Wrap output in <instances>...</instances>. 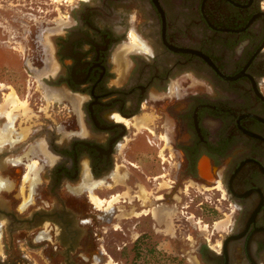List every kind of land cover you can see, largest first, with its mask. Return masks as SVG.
I'll use <instances>...</instances> for the list:
<instances>
[{
	"label": "flooded vegetation",
	"instance_id": "obj_1",
	"mask_svg": "<svg viewBox=\"0 0 264 264\" xmlns=\"http://www.w3.org/2000/svg\"><path fill=\"white\" fill-rule=\"evenodd\" d=\"M0 47L57 95L48 120L0 114V128L16 115L0 143V264H91L104 213L123 202L162 230L163 207L189 208L197 185L222 213L197 264H264V0H0ZM90 191L120 200L98 207Z\"/></svg>",
	"mask_w": 264,
	"mask_h": 264
},
{
	"label": "rangeland",
	"instance_id": "obj_2",
	"mask_svg": "<svg viewBox=\"0 0 264 264\" xmlns=\"http://www.w3.org/2000/svg\"><path fill=\"white\" fill-rule=\"evenodd\" d=\"M53 4L58 5V2L54 1ZM5 49L10 51H5L8 55V58L4 57L6 60L0 56V83L11 86L17 91L20 101H26V106L33 108L36 114L34 117L35 122L38 123V121L44 119L48 120L49 112L52 111V107H55L48 97L55 98V96L53 94L49 95L50 92H47L46 95L37 80H34V85H32V79L26 74L22 64L15 60L17 54L11 49ZM5 53H3V48L0 47V55H6ZM9 57H11V59H9ZM0 87L2 86L0 85ZM2 90L7 91L10 90V88L8 87L7 89ZM139 145V141H137V149L140 148ZM122 168L126 169L124 167ZM27 170L28 167L25 169V175L29 173V176H34V174ZM136 173L139 175L138 171ZM25 175L23 177L24 182L22 181L20 183L21 193L23 192L26 183H29L30 179L25 178ZM116 176H118V174H116ZM29 188L31 189L32 187L29 185ZM32 190L33 189L29 191L30 194ZM113 191L114 190L103 189L97 193L100 196L106 197ZM211 191L212 190H206L200 185H197L194 191V204L191 203L189 208L175 207L174 205H170L171 203H168L169 206L163 207V213L159 214L154 221V226L162 230H153L151 222L145 220L144 217H124L125 215L130 214L126 210L128 205L123 202L120 203V198L117 195L118 200H116V203L119 202L117 207L122 210L119 211V214L116 217H112L111 213L113 212L104 213L106 219L102 221L100 225H102L101 230L105 231L101 232L100 235L102 238L99 240V243H101L105 252L97 257L95 256L91 261V264H107L108 261L109 264H175L177 259H180L185 264H197L195 261V248L198 242L201 241L203 236H208L213 225L217 228L219 223L218 219L222 216L220 210L214 207ZM90 193V199L94 201L98 207L104 206L106 208L110 206L108 201L100 200V196L95 192L90 191ZM30 194L28 199L31 197ZM92 195L96 196L99 201L96 202L94 200L95 197H92ZM23 199L25 200V198ZM112 206L113 205H111V207ZM170 208L172 209L170 210ZM177 210H189V212L183 214ZM183 215H190L188 222L182 220ZM176 218L180 220L176 221ZM145 229H148L149 234L146 237L144 236L141 240V247L143 246L146 248L147 243L151 246V250L143 248L144 250L142 249L141 258L135 259V252L132 247L133 242ZM213 230L215 231V229ZM1 248L0 241V251ZM34 256H36L34 258L39 264L49 263L45 257H41L40 255ZM163 257H168V259L164 261Z\"/></svg>",
	"mask_w": 264,
	"mask_h": 264
},
{
	"label": "bare ground",
	"instance_id": "obj_3",
	"mask_svg": "<svg viewBox=\"0 0 264 264\" xmlns=\"http://www.w3.org/2000/svg\"><path fill=\"white\" fill-rule=\"evenodd\" d=\"M135 37V36H134ZM2 87L4 86L3 84L1 85ZM12 90V89H11ZM10 90V92L7 94L8 96H7V98H6V100L4 101V104L2 105V107L0 108V114H2V113H5L6 114V110L5 111H3L2 109H5V105L6 104H11L13 107L12 108H15V109H20V108H22L23 109V112H24V116L25 115H27V114H25L26 113V111L28 110V107L26 106V101H20V99H19V96L17 95V93L15 92V91H11ZM52 93H49V95H51ZM55 97H57V95L55 94L54 95ZM3 111V112H2ZM28 112V111H27ZM8 113V112H7ZM8 115V117L10 118V120L8 119V122L7 123H4L3 124V126L0 128V143H2V142H5V141H9V142H13V139H11L10 138V133L12 132V131H14L13 130V121H14V118H15V116L16 115H14L13 113H9V114H7ZM21 115V114H20ZM22 129V131H20L19 132V134H18V137L19 138H21V137H24L25 135H26V133H27V128L25 127L24 129L23 128H21ZM19 160H21V158L19 159ZM14 161H16L15 159H14ZM27 167H28V170L27 171H29V172H31L32 174H34V176L33 175H31V176H29V173H27L25 176V178H27V179H29V185H30V187H32L31 189H33V187H34V185H35V183L38 181V177H37V173H38V168H36V161L34 160L33 162H31L30 164L29 163H27ZM24 182V181H23ZM10 184H11V182H9L7 179H2L1 177H0V186H2V187H9L10 186ZM23 187V186H22ZM30 189V190H31ZM91 194V193H90ZM90 196V195H89ZM94 195H92V197H93ZM118 196H120V194L118 195ZM118 196L117 195H114L112 198H111V200H109L108 201V203H112L113 201L115 202L116 200H118ZM95 197V201L97 202V201H99V199L96 197V196H94ZM110 203V204H111ZM107 204V203H106ZM112 205V204H111ZM111 205L109 206V207H111ZM109 207H106V208H109ZM206 225V224H205ZM204 227V226H203ZM111 260V259H110ZM107 264H109V261H108V263ZM112 264H114V263H112Z\"/></svg>",
	"mask_w": 264,
	"mask_h": 264
},
{
	"label": "trees",
	"instance_id": "obj_4",
	"mask_svg": "<svg viewBox=\"0 0 264 264\" xmlns=\"http://www.w3.org/2000/svg\"><path fill=\"white\" fill-rule=\"evenodd\" d=\"M143 235H140V236H138L135 240H134V242H133V248H134V252H135V254H134V258L135 259H139V258H141V254H142V249L144 248L143 246L141 247V240L143 239ZM145 249V248H144ZM143 249V250H144ZM164 259V261L165 260H167L168 259V257H163ZM172 259V258H171ZM170 259V260H171ZM173 260V259H172ZM160 264H162V263H160ZM164 264V263H163ZM175 264H185V263H183L180 259H177L176 260V263Z\"/></svg>",
	"mask_w": 264,
	"mask_h": 264
},
{
	"label": "crops",
	"instance_id": "obj_5",
	"mask_svg": "<svg viewBox=\"0 0 264 264\" xmlns=\"http://www.w3.org/2000/svg\"><path fill=\"white\" fill-rule=\"evenodd\" d=\"M114 195H115V194H114ZM114 195L110 196V198H108V199L111 200V198H112ZM108 199H106V202L109 201ZM100 200H103V199L100 198ZM110 203H111V202H110ZM115 203H116V201H115V202L113 201L111 204L114 205ZM111 204H110V205H111Z\"/></svg>",
	"mask_w": 264,
	"mask_h": 264
},
{
	"label": "snow or ice",
	"instance_id": "obj_6",
	"mask_svg": "<svg viewBox=\"0 0 264 264\" xmlns=\"http://www.w3.org/2000/svg\"><path fill=\"white\" fill-rule=\"evenodd\" d=\"M146 50V49H145Z\"/></svg>",
	"mask_w": 264,
	"mask_h": 264
}]
</instances>
